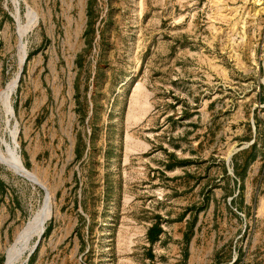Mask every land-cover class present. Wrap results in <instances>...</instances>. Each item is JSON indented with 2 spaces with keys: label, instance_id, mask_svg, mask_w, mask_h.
<instances>
[{
  "label": "rangeland",
  "instance_id": "374dc122",
  "mask_svg": "<svg viewBox=\"0 0 264 264\" xmlns=\"http://www.w3.org/2000/svg\"><path fill=\"white\" fill-rule=\"evenodd\" d=\"M8 262L264 264V0H0Z\"/></svg>",
  "mask_w": 264,
  "mask_h": 264
},
{
  "label": "trees",
  "instance_id": "16d2710c",
  "mask_svg": "<svg viewBox=\"0 0 264 264\" xmlns=\"http://www.w3.org/2000/svg\"><path fill=\"white\" fill-rule=\"evenodd\" d=\"M91 27V22H88V26L87 28H90ZM89 43V42H88ZM255 147V144H252L251 146V150H253ZM76 151H77V154L78 156L81 155V153L79 152V148L78 146L76 147ZM255 157V154L254 152L251 154L250 156V160H253ZM249 161V160H248ZM234 173L235 175H237V177L239 178V181H240V184L239 186L242 187V176H243V173H244V169L241 171L238 170V168L234 165ZM46 230H48V228H46ZM163 232L162 228L160 227V225L158 223H154L152 224L148 230H147V233H146V238L148 240L149 243H154L156 240L159 239V235Z\"/></svg>",
  "mask_w": 264,
  "mask_h": 264
},
{
  "label": "water",
  "instance_id": "95a60500",
  "mask_svg": "<svg viewBox=\"0 0 264 264\" xmlns=\"http://www.w3.org/2000/svg\"><path fill=\"white\" fill-rule=\"evenodd\" d=\"M18 134V131H17ZM45 190V189H44ZM48 192L45 190V196ZM42 235H39L38 238L36 239L35 243H34V247L32 248L31 251H29V253L27 254L26 260L29 259V257L31 256V254L36 250V248L38 247L39 243H40V239H41Z\"/></svg>",
  "mask_w": 264,
  "mask_h": 264
},
{
  "label": "bare ground",
  "instance_id": "6f19581e",
  "mask_svg": "<svg viewBox=\"0 0 264 264\" xmlns=\"http://www.w3.org/2000/svg\"><path fill=\"white\" fill-rule=\"evenodd\" d=\"M14 165H15V164H14ZM18 167H19V166H18ZM20 167H21V166H20ZM37 238H38V237H37ZM13 250H14V249H13ZM13 250H12V251H13ZM31 250H32V249H31ZM17 253H18V252H17ZM15 254H16V253H15ZM10 255H11V254H10ZM17 255H18V254H17ZM17 255H16V256H17ZM18 257H19V256H18ZM9 260H10V259H9ZM15 260L17 261L18 259H15ZM10 261H11V260H10ZM10 263L12 264V262H10ZM10 263L8 262V264H10Z\"/></svg>",
  "mask_w": 264,
  "mask_h": 264
}]
</instances>
